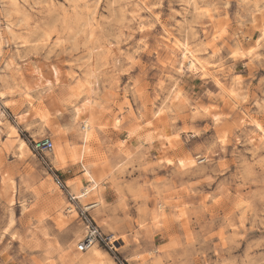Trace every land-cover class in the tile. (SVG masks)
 I'll return each mask as SVG.
<instances>
[{
    "label": "rangeland",
    "instance_id": "rangeland-1",
    "mask_svg": "<svg viewBox=\"0 0 264 264\" xmlns=\"http://www.w3.org/2000/svg\"><path fill=\"white\" fill-rule=\"evenodd\" d=\"M97 201L127 264H264V0H0V264H117Z\"/></svg>",
    "mask_w": 264,
    "mask_h": 264
},
{
    "label": "built area",
    "instance_id": "built-area-1",
    "mask_svg": "<svg viewBox=\"0 0 264 264\" xmlns=\"http://www.w3.org/2000/svg\"><path fill=\"white\" fill-rule=\"evenodd\" d=\"M53 148V139L48 136L32 142V150L47 168L53 183L59 190L68 194L75 202L76 198L70 193L68 185L49 160L48 154ZM89 211L90 210L85 207H79L78 214L84 225V235L77 244V250L80 252H86L93 246L102 247L113 256L117 264H127L125 260L121 259L118 255L115 239L110 234H106L100 229L97 222L88 214Z\"/></svg>",
    "mask_w": 264,
    "mask_h": 264
},
{
    "label": "bare ground",
    "instance_id": "bare-ground-1",
    "mask_svg": "<svg viewBox=\"0 0 264 264\" xmlns=\"http://www.w3.org/2000/svg\"><path fill=\"white\" fill-rule=\"evenodd\" d=\"M250 50V49H248ZM186 54V53H185ZM199 60L194 57V56H188V59H187V63L189 64V67L193 70H197L199 68ZM183 66V65H182ZM202 67V66H201ZM183 68V67H182ZM204 69V68H203ZM206 71V70H205ZM178 97V96H176ZM92 121V120H91ZM86 132V131H85ZM89 133V132H88ZM257 136V135H256ZM86 137V136H85ZM21 146H27V143L25 140H21ZM53 161L55 162L54 164V167H56V169H62L63 168V156L61 154V152L59 150H56L55 153H54V157H53ZM88 170V168H87ZM88 174V173H87ZM93 179V177H92ZM96 183V187L99 186V183L98 182H95ZM94 183V184H95ZM74 184V183H72ZM74 187H76V185H74ZM84 192V193H83ZM82 193L79 192V194H77L76 196L74 195L75 198H83L84 196L88 195V193L90 192V188H86ZM99 205V202H95V203H91L89 205H87L85 208L86 209H93L95 208L96 206ZM82 239V238H81ZM80 239V240H81ZM94 247V246H93ZM92 247V248H93ZM90 248V249H92ZM89 249V250H90Z\"/></svg>",
    "mask_w": 264,
    "mask_h": 264
}]
</instances>
